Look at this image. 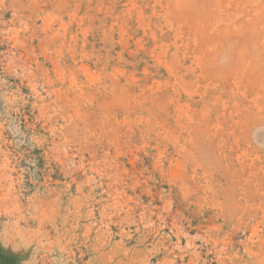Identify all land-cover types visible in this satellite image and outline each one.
<instances>
[{"label": "rangeland", "instance_id": "374dc122", "mask_svg": "<svg viewBox=\"0 0 264 264\" xmlns=\"http://www.w3.org/2000/svg\"><path fill=\"white\" fill-rule=\"evenodd\" d=\"M0 264H264V0H0Z\"/></svg>", "mask_w": 264, "mask_h": 264}]
</instances>
